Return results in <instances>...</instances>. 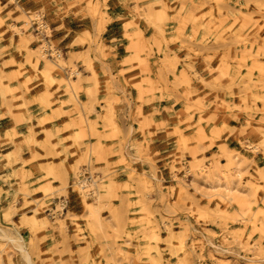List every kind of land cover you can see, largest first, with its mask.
<instances>
[{
  "label": "rangeland",
  "instance_id": "374dc122",
  "mask_svg": "<svg viewBox=\"0 0 264 264\" xmlns=\"http://www.w3.org/2000/svg\"><path fill=\"white\" fill-rule=\"evenodd\" d=\"M1 229L0 264H264V0H0Z\"/></svg>",
  "mask_w": 264,
  "mask_h": 264
},
{
  "label": "bare ground",
  "instance_id": "6f19581e",
  "mask_svg": "<svg viewBox=\"0 0 264 264\" xmlns=\"http://www.w3.org/2000/svg\"><path fill=\"white\" fill-rule=\"evenodd\" d=\"M227 194H228V193H227ZM230 196H231V194H230ZM233 197H234V196H233ZM233 197H232V198H233ZM0 236L3 237V238H4V237H10V236L6 233V231H4L3 229H1V234H0ZM20 246H21V245H20ZM21 247H22V246H21ZM22 249H23V248H22ZM24 251H25V249H24Z\"/></svg>",
  "mask_w": 264,
  "mask_h": 264
}]
</instances>
